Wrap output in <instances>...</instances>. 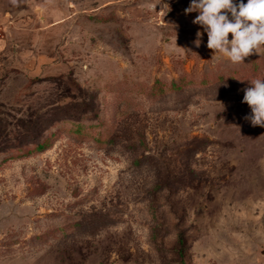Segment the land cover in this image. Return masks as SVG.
Masks as SVG:
<instances>
[{
  "label": "rangeland",
  "instance_id": "1",
  "mask_svg": "<svg viewBox=\"0 0 264 264\" xmlns=\"http://www.w3.org/2000/svg\"><path fill=\"white\" fill-rule=\"evenodd\" d=\"M190 3L0 0V264H264V49L212 59Z\"/></svg>",
  "mask_w": 264,
  "mask_h": 264
},
{
  "label": "clouds",
  "instance_id": "2",
  "mask_svg": "<svg viewBox=\"0 0 264 264\" xmlns=\"http://www.w3.org/2000/svg\"><path fill=\"white\" fill-rule=\"evenodd\" d=\"M18 5L22 0H11ZM161 4V0H160ZM170 11L168 4H162ZM150 7L156 8V5ZM185 14L199 13L192 21L207 33V48L213 51L212 59L223 58L234 65L243 64L246 57L264 49V0H191ZM231 34V39H229ZM203 33H196L195 44L200 45ZM244 89L242 103L251 109L244 119L253 127H264V80L250 81Z\"/></svg>",
  "mask_w": 264,
  "mask_h": 264
},
{
  "label": "trees",
  "instance_id": "3",
  "mask_svg": "<svg viewBox=\"0 0 264 264\" xmlns=\"http://www.w3.org/2000/svg\"><path fill=\"white\" fill-rule=\"evenodd\" d=\"M258 67L256 65V67H254V68H257V70H258ZM260 68L261 69L264 68V65H262ZM175 86H176L175 83H172L171 84L172 89H177L178 88L177 86L176 87ZM17 127L20 128V129H22V130L25 128V130L28 133V136L31 135L34 132L33 130H31V127H28V126L26 127L23 124H21V125L20 124H17ZM49 144H50V137H46V138H43L40 142H38V141L37 142L36 141L35 142H32L31 143L32 147H31L30 150H34V151H38V152H43V151H45V150H47L49 148ZM22 148L23 147H20V146L13 147V149L15 151H19Z\"/></svg>",
  "mask_w": 264,
  "mask_h": 264
}]
</instances>
